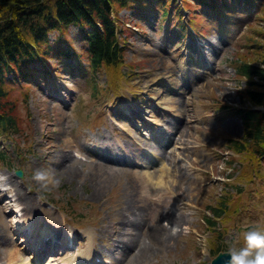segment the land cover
Returning a JSON list of instances; mask_svg holds the SVG:
<instances>
[{"label": "rangeland", "instance_id": "rangeland-1", "mask_svg": "<svg viewBox=\"0 0 264 264\" xmlns=\"http://www.w3.org/2000/svg\"><path fill=\"white\" fill-rule=\"evenodd\" d=\"M196 9L198 5L191 2L190 14L202 29V34L194 33L192 39L184 41H176L175 36L179 33L176 24L168 22L166 26L163 21L162 26H158L156 12L147 10L143 17L128 14L125 18L129 26L125 62L131 64L137 77L128 75L117 80L119 71L128 67L110 68L114 72L111 79L121 84V93L117 97L111 91L101 94L106 100L103 108L107 103L117 107H131L129 105L134 103L141 105L140 115L149 121L153 117L156 121L154 127L164 133L166 141L170 130L173 131L171 138L176 132L180 137L177 146L186 148L174 149L169 144L166 148L173 150L172 156L168 151L162 152L154 140L123 123V128L134 137L128 140L117 128L118 122L115 125V120L104 118L102 107L101 110L98 107L100 101L96 90L87 85L84 78L71 75L72 72L62 65L69 64V59L58 63L51 57V64L59 71L50 78L40 75L42 79L38 86L31 84L29 87L26 109L31 111L29 124L32 131L25 142L30 144L31 151L26 150L28 157L23 163L27 167V175L17 178L13 168H5L0 162V177L10 189V192L3 190L7 191L8 198L4 194L0 196V263L24 261L18 247L24 244L22 238L13 234L14 222H10V218L20 220L27 217L35 220L36 224L50 225L75 235L77 229L83 228L89 233L86 234L88 237L91 235L92 242L79 243L75 251L83 252L92 244V253H107L115 258L116 264H208L214 234H210L203 225L202 212L212 215L207 205L215 204L224 190L234 194L236 186L240 191L234 194V198L242 206L233 218L237 223L258 221V226H264V215L257 208L246 207L252 198L249 192L262 190L258 179L246 186L242 177L252 172L255 163L246 152L240 155L227 146L229 138L242 136L243 123L238 116L216 109L222 104L240 105L238 89L246 80L236 76V63L230 65L228 62L242 58L248 60L253 56L245 40L248 34H256L253 29L257 23L253 21L254 17L253 24L245 29L244 24L233 21L232 17L238 13L235 11L227 15L225 23L217 28L218 24L211 19L213 13L208 12L209 16H206ZM125 13L126 10L119 16L123 19ZM173 19L176 21V15ZM69 30V41L78 50L81 44L78 30L72 26ZM53 37L51 33L50 39ZM105 79L104 74L96 75L101 86ZM16 89L22 94L27 88L21 86ZM130 92L135 94L136 100ZM158 101L168 105V113L164 112L165 109H153L152 106H162ZM22 112L25 114L24 110ZM120 133L124 139L117 138ZM4 142L0 140V148L5 147ZM136 142L149 156L155 153L160 162L154 168L145 170L110 163L104 165L86 149L101 151L107 147L112 155H116L115 147L121 143L141 151V147L134 145ZM11 147L8 145L9 151ZM33 148L35 151L31 153ZM74 150L92 156V160L84 162L75 158ZM162 158L168 160H165L164 186L154 191L152 184L159 176L157 169L165 164L160 160ZM37 168H53L63 178L58 188L48 192L66 206L67 215L48 199L40 197L39 192L44 188L33 179ZM147 170L153 174L152 182L145 176ZM258 172L264 173V169ZM228 174H231L229 178L226 177ZM0 187L4 188L1 183ZM146 191L158 198L155 201L148 196L143 198ZM186 202L190 205H185ZM261 204L264 205V200ZM123 206H127L128 217L125 218L119 215ZM11 207L15 212L7 211ZM4 208L6 210L2 211ZM84 212L87 220L81 224L82 227L68 223L80 222L78 213ZM168 216L181 218L182 229L178 233V228L167 220ZM217 220L220 222L221 217ZM228 224L225 240L233 239L241 245L243 231L236 232L231 222ZM75 251L70 250L64 258L69 259Z\"/></svg>", "mask_w": 264, "mask_h": 264}, {"label": "trees", "instance_id": "trees-1", "mask_svg": "<svg viewBox=\"0 0 264 264\" xmlns=\"http://www.w3.org/2000/svg\"><path fill=\"white\" fill-rule=\"evenodd\" d=\"M130 1L138 5L143 4V0H0L2 138L12 137L13 132L22 137L20 134H25L29 125L26 112L28 95L20 94L14 85H10L9 75H17L24 80L31 75L37 76L39 72L47 73L48 66L52 67L49 65V59L53 55L59 59L62 56L72 57L76 64L81 65L79 71L90 75V87L98 90L100 85L96 81V73H100L105 67L107 70L119 68L125 57V39L120 34L126 33L127 29L118 27L115 19L118 18V11L125 8ZM159 1L162 4V14L166 13L169 6H174L177 12L180 2L191 6V0ZM192 1L202 7L210 5L222 13L229 11V5L234 3V0ZM240 1L252 9L256 6L259 8L253 20L257 23L253 29L256 34H248V39L245 40V45H250L253 56L248 60H231L232 64L236 63V75L246 81L238 91L240 105L229 106L235 109L234 112L243 123L242 136L229 138L227 146L240 155L246 152L251 162H260L264 155V0ZM254 17L246 22L247 29L253 24ZM70 24L79 28L87 48L82 47L74 51L70 47V42L65 36ZM178 25L184 27L182 21H179ZM53 30L58 32L54 44L49 40V34ZM60 40L66 42V47L60 46ZM79 60H84L87 64L77 63ZM15 157L5 149H0V160L9 163ZM229 175L231 174L227 176ZM229 199L230 193L224 190L216 203L209 207L213 213L220 216L228 208ZM206 221L210 226L215 225V222L207 217Z\"/></svg>", "mask_w": 264, "mask_h": 264}, {"label": "clouds", "instance_id": "clouds-1", "mask_svg": "<svg viewBox=\"0 0 264 264\" xmlns=\"http://www.w3.org/2000/svg\"><path fill=\"white\" fill-rule=\"evenodd\" d=\"M33 179L46 191H53L62 183V177L53 168H37ZM145 195L151 197V192ZM223 264H264V229L251 227L244 233V244L230 243Z\"/></svg>", "mask_w": 264, "mask_h": 264}, {"label": "bare ground", "instance_id": "bare-ground-1", "mask_svg": "<svg viewBox=\"0 0 264 264\" xmlns=\"http://www.w3.org/2000/svg\"><path fill=\"white\" fill-rule=\"evenodd\" d=\"M157 93H160V91H158ZM159 97H161L160 95H159ZM163 102H165V99H163ZM168 102H169V98H168ZM158 103L159 104H161L159 101H158ZM166 103V102H165ZM162 105V104H161ZM164 108H168V105H165V106H163ZM151 121V124H152V126L154 125V124H156V121H155V119L152 117V119L150 120ZM179 139H180V137H177V138H175V140H174V144H175V146H174V148L175 147H181V148H186L185 146H177V145H179ZM177 143V144H176ZM172 152H173V150H171V151H168V155L169 156H172ZM174 155V154H173ZM155 157H157L156 155H155ZM253 164L255 163V166H257L258 165V163H259V161L258 160H256V161H254V162H252ZM145 172H147V175H145L146 177H148V178H150L151 179V182H152V178H151V176L153 175L152 174V172H148V170L147 171H145ZM165 172V171H164ZM163 178H164V173L162 174V178H160L158 181H156L157 182V187H156V189H162L163 188V186H164V181H163ZM152 184V183H151ZM145 193V192H144ZM147 197V195H143V198H146ZM149 197V196H148ZM152 200H156V198H158V196L157 195H155V196H153V195H151V197H150ZM119 215H120V217H128V215H127V206H123L122 207V209L119 211ZM170 223H172L173 224V226H175V227H182L181 226V218L179 217H177V219H176V217H174V219L172 218V217H170V216H168V219H167ZM156 228V227H155ZM156 229H159V227H157ZM161 230V229H160ZM158 231V230H157ZM161 233H162V231H160ZM178 233V232H177ZM86 252H88V250H86ZM89 253V252H88ZM87 255H89V254H87V253H85V254H83L81 257H83V256H85L84 257V259H86V258H88V256ZM15 258H18V256L17 257H15ZM83 259V260H84ZM82 260V261H83ZM24 262V261H23ZM23 262H20L19 264H26L27 262L25 261L24 263Z\"/></svg>", "mask_w": 264, "mask_h": 264}, {"label": "water", "instance_id": "water-1", "mask_svg": "<svg viewBox=\"0 0 264 264\" xmlns=\"http://www.w3.org/2000/svg\"><path fill=\"white\" fill-rule=\"evenodd\" d=\"M20 173V171H18ZM226 254L219 253L217 256L214 257L211 264H223L224 260L226 259Z\"/></svg>", "mask_w": 264, "mask_h": 264}]
</instances>
